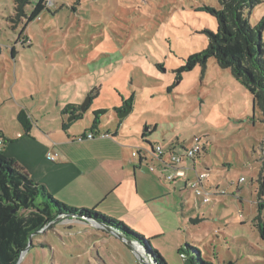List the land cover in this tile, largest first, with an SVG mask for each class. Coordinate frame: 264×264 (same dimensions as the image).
I'll return each mask as SVG.
<instances>
[{"label": "rangeland", "instance_id": "obj_1", "mask_svg": "<svg viewBox=\"0 0 264 264\" xmlns=\"http://www.w3.org/2000/svg\"><path fill=\"white\" fill-rule=\"evenodd\" d=\"M37 1L24 6L26 16ZM53 2L54 7L42 11L21 34L27 18L11 21L14 0H0V128L6 137L17 140L24 135L21 113L35 124L68 105L81 107L93 96L77 119L65 121L72 130L85 131L96 118L92 111L100 109L101 128L118 129L123 122L140 148L148 142L174 146L180 153L182 146L201 138L205 151L196 160V172L207 178L203 189L198 187L212 194L209 204L199 205L194 189L176 182L179 213L181 205L187 211L184 218L173 212L171 228L157 238L104 210L53 198L122 223L165 264H184L177 250L185 245L197 249L208 264H264L261 114L257 108L253 112L249 92L214 59L203 71L195 67L180 76L176 73L190 55L207 47L205 32L217 31L204 8L220 9L218 0ZM262 17L264 0L245 12L252 27ZM123 103L130 104L131 112L119 120L113 106ZM17 153L21 154L19 148ZM183 172L187 180H195V172ZM241 178L243 183H238ZM196 216L203 221L191 225L189 219ZM104 229L117 233L92 218L57 216L31 236L18 264H152L137 243L132 246L139 255L145 252V261Z\"/></svg>", "mask_w": 264, "mask_h": 264}, {"label": "crops", "instance_id": "obj_2", "mask_svg": "<svg viewBox=\"0 0 264 264\" xmlns=\"http://www.w3.org/2000/svg\"><path fill=\"white\" fill-rule=\"evenodd\" d=\"M122 106L113 107L119 109ZM21 115L24 135L13 140L0 128V139L6 143L1 151L34 183L43 185L49 194L65 204L101 209L125 219L132 226L140 227L150 238L161 237L171 228L169 221L173 212L179 213L174 198L175 183L179 182L187 189L194 180L164 181V166L152 157L151 150L139 147L136 135L125 130L123 122L118 129L101 128L100 125L91 129L90 121L91 126L85 131H76L72 130L71 123L65 122L71 117L69 112L43 115V120L35 124L30 123L31 117L27 119ZM63 126L67 129L63 130ZM89 132L95 135L94 140H75ZM100 134H108L110 138L99 139ZM170 148L175 149L169 146L164 150ZM51 157H55L54 161ZM193 166L196 170L197 161L191 164L190 171ZM186 211L181 205L179 214L183 218Z\"/></svg>", "mask_w": 264, "mask_h": 264}, {"label": "trees", "instance_id": "obj_3", "mask_svg": "<svg viewBox=\"0 0 264 264\" xmlns=\"http://www.w3.org/2000/svg\"><path fill=\"white\" fill-rule=\"evenodd\" d=\"M32 0H14V16L11 21L27 18L23 26L34 21L38 15L46 10L44 0H38L33 10L26 16L24 6ZM220 9L205 7L217 25L215 33L206 31L207 47L200 53L190 55L184 64L176 71L180 76L199 67L202 71L206 68L208 60L214 59L220 69L229 70L233 78L252 96L253 112L255 108L261 114L264 123V44L262 33L264 31V17L252 27L245 12H251L261 0H218ZM14 49L11 56L14 57ZM91 96L89 101L92 102ZM130 104L124 103L116 110L121 112ZM69 112L71 117L80 114V107L66 106L62 114ZM76 113V114H75ZM100 113V112H99ZM91 129L99 124L97 112ZM78 116L75 117L77 119ZM63 130L67 127L63 126ZM155 129V128H154ZM145 138L142 134L141 139ZM146 142V141H144ZM148 149L153 151V145L146 142ZM182 150V148H181ZM138 156V154H137ZM259 196H263L264 178L260 179ZM259 197V198H260ZM57 216L92 218L104 225L113 228L117 234L138 244L142 250L148 253V259L152 264H165L157 252H151L148 243L134 232L127 229L122 223L112 220L104 215L91 213L86 210H76L72 207L60 204L45 187L34 183L29 176L20 169L13 160L4 157L0 153V264H16L19 256L29 244V238L51 223ZM264 235V227L261 230ZM184 264H208L199 257V252L193 247L185 245L177 250ZM225 264H232L231 262Z\"/></svg>", "mask_w": 264, "mask_h": 264}, {"label": "built area", "instance_id": "obj_4", "mask_svg": "<svg viewBox=\"0 0 264 264\" xmlns=\"http://www.w3.org/2000/svg\"><path fill=\"white\" fill-rule=\"evenodd\" d=\"M43 6L46 9H51L54 7V2L53 0H44ZM98 138L107 139L110 138V136L108 134H100ZM94 139L95 135L89 132L84 136L77 137L75 140L77 142H82L84 140L91 141ZM2 144L3 141L0 139V146ZM181 148V152L176 153L173 148L164 150V147L156 145L153 147V151H151L152 157L164 166L165 172L163 173V180L168 183L174 180H186V174L183 171H190L189 167L191 164L194 165L196 160L200 158V155L205 151V145L201 142V138H195L187 147L182 146ZM55 157H51V161H54ZM151 170H153V168H151ZM193 171L195 172V180L192 183L189 182L191 183L189 186L196 192V201L199 205L209 204L211 202V192L200 190L198 187L201 186L203 189V181L207 176L203 172L197 173L194 166ZM243 181L244 179L241 178L238 183H243Z\"/></svg>", "mask_w": 264, "mask_h": 264}, {"label": "water", "instance_id": "obj_5", "mask_svg": "<svg viewBox=\"0 0 264 264\" xmlns=\"http://www.w3.org/2000/svg\"><path fill=\"white\" fill-rule=\"evenodd\" d=\"M89 104H90V101H89V98H88V100L86 101V103H84V104L80 107V113H83V112L86 110V108H87V106H88ZM130 111H131V106L128 105V106L125 107V110H124V111L117 113V117H118L119 119H123L124 117H126V116L130 113ZM76 116H79V114H77ZM76 116H75V117H76ZM75 117H70L67 121L70 122V121L74 120ZM202 221H203V219H201V218H199V217H195V218H191V219H189V223H190L191 225L198 224V223H200V222H202ZM104 231L109 232V233H111V234L114 235V236H117V237L119 238V240H121V241L124 242L125 244L130 245V246L132 247L133 251L136 252L137 255H139V253H138V252L135 250V248H133V246H132L133 242H131L129 239H127V238H125V237H123V236H121V235H119V234H117V233H112V232H111L110 230H108V229H104ZM30 239H31V237L29 238V242H30ZM28 247H29V244H28L27 248L25 249V251L28 250ZM25 251H24V252H25ZM24 252H23V253H24ZM139 257H140L141 260H144V259L146 258L145 252H144V254L139 255ZM19 259H20V256H19ZM19 259L17 260V263H16V264H18ZM144 261H145V260H144Z\"/></svg>", "mask_w": 264, "mask_h": 264}, {"label": "flooded vegetation", "instance_id": "obj_6", "mask_svg": "<svg viewBox=\"0 0 264 264\" xmlns=\"http://www.w3.org/2000/svg\"><path fill=\"white\" fill-rule=\"evenodd\" d=\"M124 110H125V109H123L122 111H124ZM122 111H121V112H122ZM76 115H77V114H76Z\"/></svg>", "mask_w": 264, "mask_h": 264}]
</instances>
